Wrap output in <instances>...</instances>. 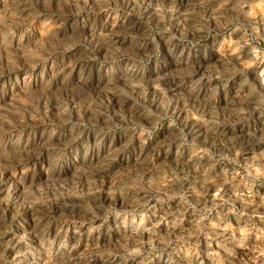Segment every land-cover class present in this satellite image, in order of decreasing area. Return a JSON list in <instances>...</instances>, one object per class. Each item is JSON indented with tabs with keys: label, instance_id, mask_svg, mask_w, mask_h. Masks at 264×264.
<instances>
[{
	"label": "rangeland",
	"instance_id": "obj_1",
	"mask_svg": "<svg viewBox=\"0 0 264 264\" xmlns=\"http://www.w3.org/2000/svg\"><path fill=\"white\" fill-rule=\"evenodd\" d=\"M0 264H264V0H0Z\"/></svg>",
	"mask_w": 264,
	"mask_h": 264
}]
</instances>
